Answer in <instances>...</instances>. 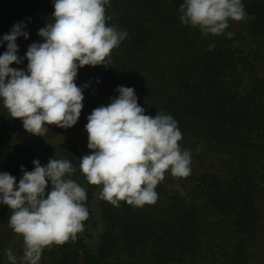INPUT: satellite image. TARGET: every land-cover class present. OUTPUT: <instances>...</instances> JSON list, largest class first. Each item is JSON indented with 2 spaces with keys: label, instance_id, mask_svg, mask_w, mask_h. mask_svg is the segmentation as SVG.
Wrapping results in <instances>:
<instances>
[{
  "label": "trees",
  "instance_id": "trees-1",
  "mask_svg": "<svg viewBox=\"0 0 264 264\" xmlns=\"http://www.w3.org/2000/svg\"><path fill=\"white\" fill-rule=\"evenodd\" d=\"M242 2L246 19L203 36L181 23L183 0H111L106 23L128 36L111 51V65L78 69L75 83L88 87L74 126L53 124L44 137L32 135L0 103V172L18 183L22 165L32 171L33 160L67 159L87 193L83 232L46 248L40 264H264V0ZM53 12V0H0V37L23 21L29 37L16 42L24 57L29 45L43 42L38 31ZM27 63L10 67L26 70ZM118 85L134 88L146 115H171L181 149L191 151L190 175L166 172L156 203L143 208L99 199L102 186L79 169L80 158L94 151L87 117L118 96ZM10 215L0 204V264H9L6 249L23 254Z\"/></svg>",
  "mask_w": 264,
  "mask_h": 264
},
{
  "label": "clouds",
  "instance_id": "clouds-1",
  "mask_svg": "<svg viewBox=\"0 0 264 264\" xmlns=\"http://www.w3.org/2000/svg\"><path fill=\"white\" fill-rule=\"evenodd\" d=\"M110 2L53 0V22L38 31L43 42L29 45L24 57L16 42L29 37L23 21L0 37V46L7 42L0 54V103L28 133L44 137L49 125L67 129L78 122L88 87L75 83L78 69L111 65V51L128 36L106 23L112 19L105 14ZM179 12L181 23L203 36L224 34L229 20L247 18L242 0H183ZM214 47L210 44L209 51ZM25 58L26 70L10 67ZM116 91L107 106L87 117V147L94 151L80 158L79 169L89 184L102 186L99 199L143 208L156 203L155 189L166 172L175 178L190 175L191 151L181 149L182 132L171 115H146L132 87L118 85ZM32 163V171L21 166L18 183L0 172V204L11 210L9 227L23 238L21 256L6 249L9 264H40L46 248L75 242L89 217L86 189L71 178L77 169L69 160Z\"/></svg>",
  "mask_w": 264,
  "mask_h": 264
}]
</instances>
